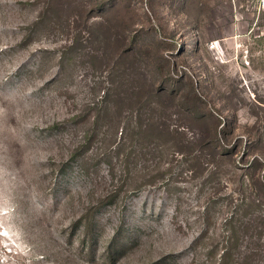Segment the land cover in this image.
Wrapping results in <instances>:
<instances>
[{
    "label": "rangeland",
    "instance_id": "1",
    "mask_svg": "<svg viewBox=\"0 0 264 264\" xmlns=\"http://www.w3.org/2000/svg\"><path fill=\"white\" fill-rule=\"evenodd\" d=\"M261 0H0V264H264Z\"/></svg>",
    "mask_w": 264,
    "mask_h": 264
},
{
    "label": "built area",
    "instance_id": "2",
    "mask_svg": "<svg viewBox=\"0 0 264 264\" xmlns=\"http://www.w3.org/2000/svg\"><path fill=\"white\" fill-rule=\"evenodd\" d=\"M260 3H261V5H263V7H264V0H261Z\"/></svg>",
    "mask_w": 264,
    "mask_h": 264
}]
</instances>
